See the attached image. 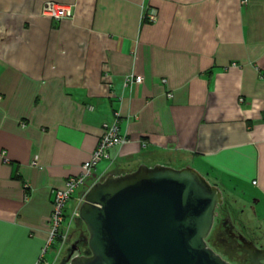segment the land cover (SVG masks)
<instances>
[{"label": "crops", "instance_id": "0c3cea01", "mask_svg": "<svg viewBox=\"0 0 264 264\" xmlns=\"http://www.w3.org/2000/svg\"><path fill=\"white\" fill-rule=\"evenodd\" d=\"M47 1L72 16L42 15ZM131 74L141 82L126 85ZM113 120L128 141L89 185L188 166L264 199V0H0V264H38L54 191Z\"/></svg>", "mask_w": 264, "mask_h": 264}, {"label": "water", "instance_id": "95a60500", "mask_svg": "<svg viewBox=\"0 0 264 264\" xmlns=\"http://www.w3.org/2000/svg\"><path fill=\"white\" fill-rule=\"evenodd\" d=\"M221 191L188 166L139 165L92 183L79 206L88 250L68 264H232L207 245ZM251 262L264 261L252 245Z\"/></svg>", "mask_w": 264, "mask_h": 264}, {"label": "built area", "instance_id": "2783aa9c", "mask_svg": "<svg viewBox=\"0 0 264 264\" xmlns=\"http://www.w3.org/2000/svg\"><path fill=\"white\" fill-rule=\"evenodd\" d=\"M41 14L52 19L59 20L71 17L72 9L70 5L59 4L55 1H47L42 7ZM156 19L157 10L155 8L144 7L142 11V20L152 23L156 21ZM141 80L142 77L140 75L131 74L126 76L125 83L126 85H131L139 83ZM240 100H242V98ZM127 141L128 138L126 136L118 133L117 120H113L111 123H105L103 125V132L99 137L94 150L92 151L90 157L82 163L80 172L69 176L64 183V187L54 191L52 198V211L48 220L49 234L46 243V246H48L51 245L53 241H56V239L58 240L54 260L58 258L64 248L72 221L79 218L78 209L83 201L84 194L73 208L71 214L68 216V223L63 230H60V226L65 221L64 208L67 201L72 197L74 192L86 185L88 179L92 177L93 170L97 163L107 155L108 149L114 145H123ZM252 183L255 184V181Z\"/></svg>", "mask_w": 264, "mask_h": 264}, {"label": "rangeland", "instance_id": "374dc122", "mask_svg": "<svg viewBox=\"0 0 264 264\" xmlns=\"http://www.w3.org/2000/svg\"><path fill=\"white\" fill-rule=\"evenodd\" d=\"M90 179H93V175L88 179L84 186L85 191L91 185H88ZM208 179L210 180L211 178ZM220 187L222 189V204H219L215 209L217 214L214 218V226L216 227L220 220L227 219L226 222L231 223L236 231L246 234L248 238L250 237L254 240L256 245L264 246V199H260L258 203H255L254 198H260V196L256 195L253 188L247 184L237 186L234 191L231 190L230 187ZM224 212L227 214H222ZM228 214H231L229 219L226 217ZM78 222L79 225L75 224V220L72 221L64 248L56 260H54L51 254V248L46 247L45 245L40 257L36 260V263L44 264L46 259L51 261L52 264H68L72 257L84 255L88 250V231L84 223H81L82 221ZM67 223L68 220L66 219L60 226V230H63ZM211 232L212 230L208 234L206 241L212 236ZM57 241H54L56 246L58 243ZM207 245L211 247L208 241Z\"/></svg>", "mask_w": 264, "mask_h": 264}, {"label": "flooded vegetation", "instance_id": "af4514ba", "mask_svg": "<svg viewBox=\"0 0 264 264\" xmlns=\"http://www.w3.org/2000/svg\"><path fill=\"white\" fill-rule=\"evenodd\" d=\"M230 216L231 214H228L226 217L229 219ZM226 220H220L216 227L213 224L212 236L207 240L210 246L232 264H255L251 262L249 250L252 245L258 248H264V246L256 245L254 240L248 238L243 232L236 231ZM261 264H264V261H261Z\"/></svg>", "mask_w": 264, "mask_h": 264}, {"label": "trees", "instance_id": "16d2710c", "mask_svg": "<svg viewBox=\"0 0 264 264\" xmlns=\"http://www.w3.org/2000/svg\"><path fill=\"white\" fill-rule=\"evenodd\" d=\"M88 185H89V184H88ZM81 188H85V187H81ZM79 219H80V218H76L77 221H80V222H81V220H79ZM81 223H83V222H81ZM80 230H81V229H80ZM56 241H57V239H56ZM56 241H55V242H56ZM53 244H55L54 241H53Z\"/></svg>", "mask_w": 264, "mask_h": 264}]
</instances>
